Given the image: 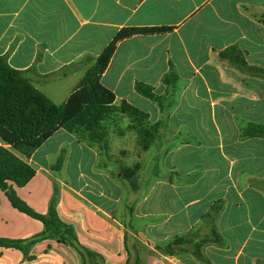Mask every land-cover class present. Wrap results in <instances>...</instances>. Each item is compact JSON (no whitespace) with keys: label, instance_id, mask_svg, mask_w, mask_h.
I'll return each mask as SVG.
<instances>
[{"label":"crops","instance_id":"1","mask_svg":"<svg viewBox=\"0 0 264 264\" xmlns=\"http://www.w3.org/2000/svg\"><path fill=\"white\" fill-rule=\"evenodd\" d=\"M127 28L166 29L119 41L100 78L159 125L147 151L133 150L136 187L128 148L106 152L62 128L27 160V185H9L43 215L59 188V217L104 264H127L126 236L145 264H264V0H0V56L59 105ZM232 47L246 68L221 57ZM138 83L172 105L162 112ZM43 229L0 189V239ZM29 256L0 247V264H80L55 240Z\"/></svg>","mask_w":264,"mask_h":264},{"label":"trees","instance_id":"2","mask_svg":"<svg viewBox=\"0 0 264 264\" xmlns=\"http://www.w3.org/2000/svg\"><path fill=\"white\" fill-rule=\"evenodd\" d=\"M162 28H127L121 30L111 44L95 60L87 71L76 91L63 105L52 102L32 84L25 72L10 66L7 57L0 56V189L4 191L13 207L28 216L41 221L44 229L40 234L25 240L0 239V247L21 250L30 259L29 253L34 245L44 240H55L71 247L79 256L80 264H104L98 253L84 247L78 239L75 228L61 220L58 214L59 188L55 187L48 213L39 214L23 202L16 190L9 185L24 187L35 175L27 160L53 133L60 128L75 135L80 141L99 144L104 151L109 150V128L107 122L116 111L115 95L101 83L119 41L136 34L163 32ZM240 68H246L247 62L242 52L232 47L221 53ZM168 79H171L170 83ZM175 72L171 68L164 82L174 84ZM136 91L159 105L162 112L172 105L168 98L157 96L151 86L138 83ZM129 116L140 122L136 132L144 141V150H148L158 134V124L148 123V116L138 109L122 102ZM264 135V127L258 130ZM60 163V162H59ZM133 173L126 170L125 179L135 188ZM130 176V177H129ZM139 243L129 245L126 236V249L129 254L127 264H145L140 257ZM173 244L168 246L172 251Z\"/></svg>","mask_w":264,"mask_h":264},{"label":"rangeland","instance_id":"3","mask_svg":"<svg viewBox=\"0 0 264 264\" xmlns=\"http://www.w3.org/2000/svg\"><path fill=\"white\" fill-rule=\"evenodd\" d=\"M115 107L116 111L112 114L110 120L107 122V126L109 128V143L113 150L119 149L121 145L124 148H128V154H131V157L128 159L129 162H127V165L129 167L126 169L127 171L133 173V176H135L138 172H140L142 165L140 163H137V153L133 150H136L138 148L140 151H147L143 149L144 141L135 130V128L140 127V122H137L129 116L126 108L123 107L122 102H115ZM151 153L153 154V151H151ZM102 160H108L105 152H103ZM143 165L147 164L145 163ZM73 169L74 168L70 169L71 174H69L68 177L64 176L66 179H70L72 171L74 172Z\"/></svg>","mask_w":264,"mask_h":264}]
</instances>
